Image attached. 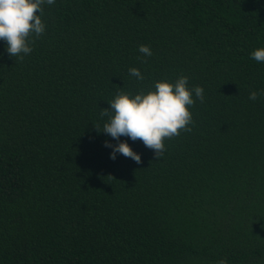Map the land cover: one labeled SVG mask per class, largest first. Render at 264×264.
<instances>
[{
    "label": "trees",
    "instance_id": "obj_1",
    "mask_svg": "<svg viewBox=\"0 0 264 264\" xmlns=\"http://www.w3.org/2000/svg\"><path fill=\"white\" fill-rule=\"evenodd\" d=\"M0 40V264H264V0H56ZM149 46L152 55L139 52ZM136 68L144 77L129 74ZM188 77L191 132L154 159L103 132L118 91ZM97 127L98 131L95 127ZM127 142L137 164L105 147Z\"/></svg>",
    "mask_w": 264,
    "mask_h": 264
},
{
    "label": "clouds",
    "instance_id": "obj_2",
    "mask_svg": "<svg viewBox=\"0 0 264 264\" xmlns=\"http://www.w3.org/2000/svg\"><path fill=\"white\" fill-rule=\"evenodd\" d=\"M56 0H0V40L7 45L10 57L23 60L33 48L30 46L45 33L46 25L41 17L43 6L53 5ZM139 52L145 56L153 53L149 46L141 45ZM251 58L264 63V47L251 53ZM129 74L138 80L144 77L136 68L129 69ZM196 100L204 102V89L200 86L188 87V77L181 75L175 83L167 80L156 82L154 90L137 94L118 91L114 99L108 102L110 109H103L100 116L108 117L103 125V132L119 141L121 136L132 141L140 140L145 147L153 150L154 159L160 160L165 152L164 141L178 137L181 132H191L189 125L194 123L191 107ZM264 96V91L250 92L249 99L255 101ZM105 147L111 148L110 159L115 160L117 153L131 158L140 164L141 156L134 152L127 142L112 145L105 141ZM217 264H227L221 259Z\"/></svg>",
    "mask_w": 264,
    "mask_h": 264
}]
</instances>
